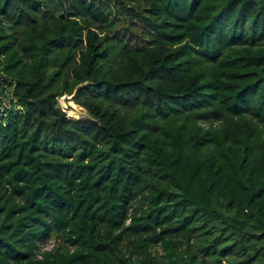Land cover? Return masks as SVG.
<instances>
[{"label": "trees", "instance_id": "obj_1", "mask_svg": "<svg viewBox=\"0 0 264 264\" xmlns=\"http://www.w3.org/2000/svg\"><path fill=\"white\" fill-rule=\"evenodd\" d=\"M0 264H264V0H0Z\"/></svg>", "mask_w": 264, "mask_h": 264}, {"label": "rangeland", "instance_id": "obj_2", "mask_svg": "<svg viewBox=\"0 0 264 264\" xmlns=\"http://www.w3.org/2000/svg\"><path fill=\"white\" fill-rule=\"evenodd\" d=\"M6 93L9 97H11V93L8 92V90L6 89ZM76 93L77 91L73 94V96H65L63 98H61L59 100V104H60V108L63 112L66 113V115L71 118V119H74L76 121H80V120H87V119H90V115L87 113V111L83 108H81L80 106L77 105V109H68V108H65L64 107V102H67L68 100H66V98H71L72 102L76 105L75 103V97H76ZM5 100V98L3 99ZM9 101V99H7ZM8 101L7 102H3V107L2 108H5V107H9L8 106ZM58 243V240L57 239H53L51 241H49L47 244L44 245V249H51L54 245H56Z\"/></svg>", "mask_w": 264, "mask_h": 264}, {"label": "bare ground", "instance_id": "obj_3", "mask_svg": "<svg viewBox=\"0 0 264 264\" xmlns=\"http://www.w3.org/2000/svg\"><path fill=\"white\" fill-rule=\"evenodd\" d=\"M66 100H68L67 102H64L63 104H64V107L65 108H68V109H77L78 107H77V105H75L73 102H72V100H71V98L69 97V98H66ZM70 109V110H71Z\"/></svg>", "mask_w": 264, "mask_h": 264}]
</instances>
